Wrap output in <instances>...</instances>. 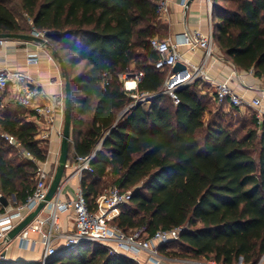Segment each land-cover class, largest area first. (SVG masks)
<instances>
[{"label": "trees", "instance_id": "16d2710c", "mask_svg": "<svg viewBox=\"0 0 264 264\" xmlns=\"http://www.w3.org/2000/svg\"><path fill=\"white\" fill-rule=\"evenodd\" d=\"M7 1L0 0V33L43 31L50 50L66 64L73 157L91 154L104 139L92 172L80 179L88 206L94 207L106 187L100 184L110 181L132 193L113 220L123 231L144 227L151 236L157 229L185 226L178 240L159 247L163 255L218 264H236L241 257L243 264H257L264 255V116L258 121L255 113L254 127L237 137L238 130L225 125L220 113L205 122L204 81L178 90L177 104L160 93L166 73L155 69L158 56L149 44L167 32L157 13L160 0H17L31 20L28 29ZM216 2L212 0L213 41L235 68L263 77L264 0H229L232 5L224 8ZM137 72L143 73L137 92L152 96L148 105L140 103L119 117L118 111L133 102L119 75ZM14 105L0 113V133L13 136L35 161L21 157L0 136V194L22 203L48 145L36 137L37 127L27 120L24 107ZM53 262L139 264L91 242L58 250ZM0 264L39 263L0 259Z\"/></svg>", "mask_w": 264, "mask_h": 264}, {"label": "built area", "instance_id": "2783aa9c", "mask_svg": "<svg viewBox=\"0 0 264 264\" xmlns=\"http://www.w3.org/2000/svg\"><path fill=\"white\" fill-rule=\"evenodd\" d=\"M189 0H181V5L186 7ZM208 21L209 31L202 33L199 30L184 31L178 35L175 40L158 39L152 37L149 40L150 47L157 53V60L154 67L158 71H166L160 93L167 94L171 97L174 104L179 102L177 91L179 88L187 86L196 80L210 82L213 85L211 96L217 104L226 103L228 106L241 108L245 105L252 107L256 111L258 121H261V104L264 99V88L261 89L260 95L247 102L238 95L230 85V77L221 81H214L205 70V65L209 59H214V41L211 26V0H208ZM166 0H160L158 3L157 13L160 16L166 12ZM30 33L45 38V32L32 28ZM5 39H0V45ZM184 46L186 51L196 49L203 50V58L197 65H192L179 72H172V67L177 62H182L183 58L178 47ZM29 63H37L36 56L28 58ZM253 75L252 69L247 71ZM237 75L236 71L233 72ZM143 73L133 74L122 73L119 80L123 84V89L127 95L133 99L120 112L121 117L125 111L132 108L137 102L143 103L152 95L147 93H138L131 91L127 84L132 82L134 86L141 81ZM12 92V102L24 108H30L34 114L46 123L42 133V140L50 139L54 131L60 138L62 127L54 126L56 114L61 115L63 121L64 95L52 94L47 96L42 85L33 81L25 74L20 72H11L8 69L0 70V94ZM0 136L16 147L21 157L35 161L33 156L24 151L20 143L11 135L0 133ZM102 141V140H101ZM100 141V142H101ZM99 142V144H100ZM99 144L95 150L87 156H74L67 161L66 167L72 166V176L81 179L84 172H92L91 162L95 157ZM53 173L45 167V162H37L34 173V186L31 192L26 196L24 202L17 203L14 195L10 197V204L0 206V242L4 241L7 233L13 229L27 214L33 211L37 205L45 198ZM131 190H122L116 185L110 186L106 191L99 193L94 201V207L90 208L86 198L80 188L75 190L74 197L62 201L55 195L42 210H46V216H40V213L25 226L15 237L21 248H30L35 243L29 235L37 234L38 242L42 246V254L39 264H58L53 262L57 254V241L63 242V249L75 247L84 242L97 243L104 246L111 254H121L128 256L139 263L138 256H144V264H163V257L159 251L161 245H166L179 238L180 233L185 229L180 225L171 229H157L153 235L148 236L145 228L140 227L128 232L123 231L113 223V220L121 213L122 207L131 199ZM1 196V194H0ZM69 211L72 215L73 226L68 231L61 229L59 214ZM41 212V211H40ZM142 264V263H139ZM183 264H218L214 260H190Z\"/></svg>", "mask_w": 264, "mask_h": 264}, {"label": "crops", "instance_id": "0c3cea01", "mask_svg": "<svg viewBox=\"0 0 264 264\" xmlns=\"http://www.w3.org/2000/svg\"><path fill=\"white\" fill-rule=\"evenodd\" d=\"M167 8L166 12L160 15L162 23L166 25V35L165 38L170 40H175L178 38L180 33L184 31H194L199 30L202 33H207L209 31V21H208V0H189L186 7L181 5V0H166ZM212 6V0H211ZM212 26V21H211ZM179 52L182 55V64L188 65L190 68L192 65H197L201 62L203 58V50L196 49L194 51H186L184 46L178 47ZM214 59H209L205 65V70L208 75L214 81H221L230 77V85L233 90L243 97L247 102L251 99L258 97L260 95L261 89L264 88V76L261 78L250 75L245 71L235 68L230 60L225 58L214 42ZM30 56H36L38 58L37 63H29L28 58ZM131 69L134 68V63L131 64ZM8 69L11 72H20L25 74L27 77L33 81H37L42 85V88L46 92L47 96L52 94H62L64 95V79L61 76L59 65L56 60L51 55V50L47 47H43L40 44L14 40L5 39L3 44L0 45V70ZM236 71L237 75L233 72ZM207 90L213 91V85L210 82H205ZM132 84V85H129ZM127 86L131 91L136 92L137 87L129 82ZM203 92L204 91L203 89ZM212 93V92H211ZM9 95V100L12 101V92L8 91L6 93ZM0 100L6 101L7 96L0 94ZM148 105V102H145ZM230 107V106H229ZM27 113V120L32 121L37 127L36 137L42 140V133L46 127L44 119L36 116L30 108H24ZM249 109L254 110L252 107L245 105L239 108L240 112H245ZM261 117L264 116V99L261 104ZM122 110L118 111L120 114ZM54 126L58 128L62 127V119L59 113L56 114ZM61 138L53 131L49 140L46 141L48 145V152L45 162V167L51 173H54L55 167L57 165V160L60 150ZM74 150L70 147L69 158L70 161L73 157ZM41 163V162H40ZM71 163V161H70ZM66 167L63 177L61 179L59 189L57 192V197L62 200H69L74 197L75 190L80 186V179L76 176H72V166ZM8 204H10V198H7ZM47 211L41 210L40 216H46ZM61 229L63 231H68L72 229L73 220L72 215L69 211L59 214ZM30 239L35 241L30 248H21L19 242L14 238L12 241L4 243L0 247V259L7 261H22L33 263H40L42 246L38 242V235L33 234ZM58 250L63 249V242L57 241ZM4 253V256H1ZM163 264H183L190 259L175 257V256H165L162 254ZM139 263L144 264V256H138ZM243 264L242 260L240 263ZM257 264H264V255L261 256Z\"/></svg>", "mask_w": 264, "mask_h": 264}, {"label": "water", "instance_id": "95a60500", "mask_svg": "<svg viewBox=\"0 0 264 264\" xmlns=\"http://www.w3.org/2000/svg\"><path fill=\"white\" fill-rule=\"evenodd\" d=\"M46 37H47L46 33H45V38L36 36L32 33H0V39H14V40L33 42L40 44L43 47L49 48V44ZM51 55L58 63L61 76L64 79V110H63V121H62V135H61L60 150H59L57 165L55 167L45 198L37 205V207L33 211L27 214L13 229H11L7 233L4 241L0 242V247L4 243L12 241L17 236V234L25 226H27L35 218V216H37L40 213V211L44 208L47 202H49L57 194L61 179L66 169V164L70 152V141H71L72 103H71L70 80H69L66 64L62 59V57L59 55V53L57 51L51 50ZM185 68L186 66L184 64L177 62L172 67L171 70L172 72L176 73L181 70H184ZM180 89L181 88H179L178 90ZM138 104H140V102H137L134 106ZM103 140L100 142L99 146L102 144ZM0 201L3 206H6L8 204L7 199L2 196H0ZM1 256H4V253H2ZM241 260L242 258L239 257L237 263H240Z\"/></svg>", "mask_w": 264, "mask_h": 264}, {"label": "rangeland", "instance_id": "374dc122", "mask_svg": "<svg viewBox=\"0 0 264 264\" xmlns=\"http://www.w3.org/2000/svg\"><path fill=\"white\" fill-rule=\"evenodd\" d=\"M217 5L219 8H224V7H230L232 4L229 2V0H217ZM7 5L11 8V10L14 12V14L16 15V17L18 18L19 22L26 28H30L31 27V20L27 18L26 14L24 12H22V10L20 9L19 5H18V1L17 0H8L7 1ZM216 10H219L216 8ZM158 39H165V36L163 35L161 36H155ZM64 39V38H63ZM62 41V40H61ZM52 42V41H51ZM63 55L65 57L68 58V52L67 51H63ZM81 64H79L78 66H76L77 70L81 69ZM166 73V71H165ZM208 88H204V91H206V96H204V100L207 102V112L205 114V122H207L211 117L215 118V113H220L219 115H223V120L225 121V125H227V123H229V125L234 128L237 129V133L236 136L237 137H241L242 135H244V133L246 132V130L248 128H252L254 127V124L252 122L253 116L256 113L255 110L249 109L245 112H240V111H236L231 109V107H229L227 104L224 105L222 108L219 109V105L216 104L213 100H212V96H211V92L212 90H207ZM8 92V91H7ZM3 93V96H7L6 101H1L0 100V113L6 109V108H10L11 110L14 109L15 105L12 101H10L9 99V95H7L6 93ZM1 99V98H0ZM146 102V101H145ZM218 109V110H217ZM263 117V116H262ZM246 124V127L244 129L241 128L242 124ZM205 128H203L201 131L198 132V138L200 140H202L205 131ZM4 147L6 148V144H4ZM12 153L8 154V157H11ZM70 157V156H69ZM70 159V158H69ZM110 181L107 182H103L102 184H100V188L104 185H106V187L101 189V192L106 191L112 184H110ZM10 198V197H9ZM33 234L30 233L29 237H31ZM35 235V234H34ZM172 247H174L175 245H171ZM170 246V247H171ZM171 247V248H172ZM162 254V253H161ZM202 261H208V260H212V259H206V258H201Z\"/></svg>", "mask_w": 264, "mask_h": 264}, {"label": "bare ground", "instance_id": "6f19581e", "mask_svg": "<svg viewBox=\"0 0 264 264\" xmlns=\"http://www.w3.org/2000/svg\"><path fill=\"white\" fill-rule=\"evenodd\" d=\"M129 85H132V84H129Z\"/></svg>", "mask_w": 264, "mask_h": 264}]
</instances>
